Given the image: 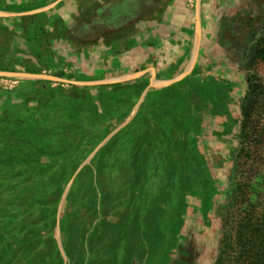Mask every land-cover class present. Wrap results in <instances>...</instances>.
Segmentation results:
<instances>
[{"label":"rangeland","instance_id":"374dc122","mask_svg":"<svg viewBox=\"0 0 264 264\" xmlns=\"http://www.w3.org/2000/svg\"><path fill=\"white\" fill-rule=\"evenodd\" d=\"M50 1L0 0V264H215L264 207V0Z\"/></svg>","mask_w":264,"mask_h":264},{"label":"trees","instance_id":"16d2710c","mask_svg":"<svg viewBox=\"0 0 264 264\" xmlns=\"http://www.w3.org/2000/svg\"><path fill=\"white\" fill-rule=\"evenodd\" d=\"M249 101H257L264 97V85L251 83L248 88ZM89 166H84L78 176L73 180L68 193L66 208L68 213L80 216L79 209L72 211L75 190L81 185V179ZM88 187H92L94 197L96 195L95 185L91 177ZM248 194V193H247ZM246 194L242 193L241 203H246ZM261 200V199H260ZM261 202V201H260ZM82 205V202H79ZM256 207L250 209L243 204L241 213L234 222H223L222 237L220 241L218 256L215 264H264V207L260 208L259 202ZM79 205V204H78ZM81 208V206L79 207ZM64 253L71 259L75 256V242L66 240ZM70 244V245H69Z\"/></svg>","mask_w":264,"mask_h":264},{"label":"crops","instance_id":"0c3cea01","mask_svg":"<svg viewBox=\"0 0 264 264\" xmlns=\"http://www.w3.org/2000/svg\"><path fill=\"white\" fill-rule=\"evenodd\" d=\"M66 1H69V0H52L47 5L41 7L40 9H35L33 11H37V10H43V11L54 10L53 8H55V11L62 12L63 5H64V3ZM202 2H203V5L206 6V4L209 2V0H203ZM56 4L59 5V6H57ZM8 5H7L8 8H6L8 10H10L11 7H16V4H12V5L10 4L9 6ZM55 5H56V7H55ZM203 7L204 6L201 7V10H199V15L201 16V18H203V15H205L204 10H206V8H203ZM14 10H16V9H14ZM191 12L193 13L192 14L193 18H195L196 15H197L196 8L187 9V8H184L183 6H177L176 5V6H173V7L170 8V15H168L167 18L169 19V21L172 24L176 25L175 23H181V22H179L181 19H182V22H183V20L185 21L186 19H188L191 16ZM184 28H186V27H184ZM184 28L183 27H178V28L173 27L172 35L176 39L177 43H179L180 38H185V37L187 38L188 37V33L186 32V30H184ZM183 31H184L185 34H183ZM173 44H174V42H173ZM157 45L158 46L161 45L162 50H164V44L162 42L158 41ZM157 50L159 51L160 49L157 48Z\"/></svg>","mask_w":264,"mask_h":264},{"label":"bare ground","instance_id":"6f19581e","mask_svg":"<svg viewBox=\"0 0 264 264\" xmlns=\"http://www.w3.org/2000/svg\"><path fill=\"white\" fill-rule=\"evenodd\" d=\"M197 32H198V35H199V28H198Z\"/></svg>","mask_w":264,"mask_h":264}]
</instances>
